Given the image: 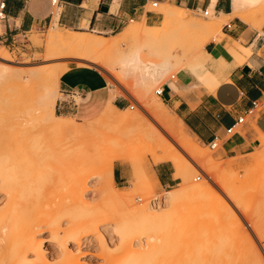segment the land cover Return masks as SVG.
I'll return each instance as SVG.
<instances>
[{
  "label": "rangeland",
  "instance_id": "obj_1",
  "mask_svg": "<svg viewBox=\"0 0 264 264\" xmlns=\"http://www.w3.org/2000/svg\"><path fill=\"white\" fill-rule=\"evenodd\" d=\"M167 4L169 3H164L163 6ZM255 9L257 10L258 7ZM145 10L151 11L160 17L159 24L154 26L157 29V34L131 38L123 43L122 49L126 50L127 54H131L138 50L142 58L141 61L144 59L143 62L149 60L162 61L163 59L156 57V55H159V57L169 55L171 63L173 64L171 70L163 76H158L154 83H150L145 78H143L145 80L142 83V75L140 79L139 72L131 71V73L127 72L126 77H121L124 81H127V87H123L120 82L110 78V74L97 66L90 65L92 66L90 67L80 65L79 63L83 62L73 57L48 52L45 49V42L48 34L51 32L50 27H45L43 29L34 28L30 32L24 34L26 35L25 38L21 36L14 47L7 48L0 43V168L6 169L10 165L11 155L15 154L17 155L16 165L18 168L23 167L25 169L39 170L41 175L47 178L51 177L52 179H56L59 177H57V175H60L65 180L64 182H69L87 165L93 170H91L92 172H101L99 176L95 174L87 177L85 182V187L87 189L83 194L84 200H88L87 202L91 205L85 213L88 214L89 211H91L92 214L94 210L96 214L95 217H93L94 214H88L87 216L95 220L96 217L100 218L103 212L106 217L113 216L114 221L117 223H132L134 221L132 215L133 207L146 206V208H148L151 201L158 202V200L160 201V205L158 206H161V198L159 195L167 191H175L181 186L180 180H176L175 184L167 189L157 188L156 184L153 182L154 173L152 168L154 166V160L163 156L162 153L166 149V144L153 133L152 129L156 124L148 113L146 105L148 98L153 96L157 97L155 95V90L169 81L171 76L176 77L180 70L186 71L188 66L193 65L196 60L203 59V48L200 43L205 37H201L199 42H196L193 32L177 24H172L168 28L163 29L162 4H158L156 8H152L150 3H148ZM55 11H57L56 8H53V12ZM188 16L195 22L201 24L206 23L209 21L208 18H210V16L204 17L202 12H189ZM227 19L220 20L221 30L223 25L228 21ZM130 25H132V23L126 21L120 24L117 29L107 33L91 32L90 30L82 29H68L59 25L58 27L62 30L86 32L94 37H101L107 41H115L118 40L119 33ZM258 31L260 33L264 31V23L261 24ZM206 62L207 60L204 62L205 65ZM63 67L67 69L77 67L78 69L91 70L96 68L95 71L99 72V74L105 78L109 89L115 90L117 97L123 98L130 103V106L128 108L126 107L124 110H127L128 113H132L138 123L108 127L105 129L102 141L94 146L83 148L81 153L78 150L81 156L78 155L76 156L77 158H75L74 153L69 155L70 152H67L69 148L64 146L66 144L62 146L55 143V140L61 138L62 135L50 129L48 130L44 121L40 118H26V116L21 114V104L19 103L22 96L32 94V92L37 90L35 85L32 84V80H30L31 77L45 75L49 70ZM113 73L121 76L119 69L113 70ZM136 77H138V79H136ZM139 79L140 82H138ZM135 92L137 93L135 94ZM59 100H68V97L61 94L58 88L55 105V112L58 115H60L57 109ZM167 110L171 117L173 113L168 107ZM245 122L254 126V122L251 121L250 118L245 119ZM240 128L241 127H238L236 129L235 134L240 132ZM160 131L166 135L163 130ZM183 132L187 134V137L191 139L194 145L209 152L214 165H219L221 161L229 160L237 163L233 171L231 173L228 172L227 174L229 175H225L223 178L227 179H225L226 182H224H228V186H231L232 189H230L233 196L236 197L237 202L234 203L230 201V196H232V194L230 195L231 192L229 193L228 191L219 189L214 184L212 194L216 196L218 193L227 204H230L231 208H229H233L232 210L234 213L237 212L235 214H238L237 217H239V219H237L238 221L240 220L241 223L235 222V224L233 222L234 220L231 221V219L229 220L230 222L228 221L227 225V219L229 218L225 219V212L221 211L223 214L220 212L222 205L220 203H215V199L211 195L209 197L210 201L212 200L213 206L217 204V207H213L209 199L208 201L200 200L190 204L188 209L181 214L166 218L163 223L160 224L161 228L158 226L157 232L159 236L161 235V241L159 240L154 248H150L145 244L146 239L142 238V240H138L140 244L135 241L134 245L127 249L126 254L129 255L140 252L153 254V256H156L154 260H158L159 264H264V220L259 219V211L264 210V152L257 154V151H261L260 147L263 146V140L260 134L258 133L257 139L259 141V146H261H257V150H255L257 147H255L250 154L236 156L231 159L217 155L221 142H217L216 148L210 150L208 145L194 138L185 128H183ZM228 138L229 136H227L225 140ZM175 146L183 155L184 159L189 161L195 168V170H192V182H201L205 177L204 171L199 168L180 147L177 145ZM65 151L68 155L63 154ZM116 157H122L126 162L123 167L127 183L122 185L114 183V187L121 191H125L128 196L130 195L129 197L132 199V205L128 207L125 202L126 205L121 203L122 201L117 200L115 196L111 198H102L101 192L98 190L99 187L102 186V183H104L106 189H110L107 168L110 162ZM115 163L118 162L115 161L114 164ZM168 165L174 173V167L171 163H168ZM89 172L90 169L87 173L88 175ZM198 177L199 180H196ZM62 178L58 179L62 180ZM122 186L126 187L118 188ZM46 188L47 187H41L36 194L33 191L35 194L34 198H36L35 201L38 203V205L36 204L37 209L35 208L34 214H38L36 215L38 217L41 215V218L39 217L41 220H43V217L46 219L45 216H51L50 213L52 214L51 217H54V215L56 216V208L58 207L55 206L54 200L58 199L59 196L58 198L56 196L61 193V191L56 193V190H58L56 188L52 190ZM61 196L62 194H60V198ZM148 197H150V199L147 200ZM157 197L160 199H157ZM5 199V192L0 189V208L4 206L6 202ZM58 201L60 202V199H58L57 202ZM219 206H221V208ZM169 208L170 206H166L162 210H168ZM115 213L119 216H116ZM103 218L101 217V219ZM63 219H61V223L63 224H61V226L66 227L67 219ZM97 223H99V221H97ZM237 223L241 225L242 229L245 227L244 231L240 229V226L238 227ZM113 224L115 226L113 222L111 225L99 226V230L102 231L105 239L109 242L110 246L108 250L112 252V255L121 257L123 252H120L118 249L120 240L114 231ZM225 224L227 227H225ZM248 224L252 226L248 227ZM229 225H233L231 227L234 228H230V230L228 228ZM237 227L240 230L237 229ZM41 228L40 233L36 236L37 239L42 242L43 254H41L47 259L46 261L49 264H59L61 256H63L62 242L55 241L50 236L49 230L43 228V226ZM232 229L235 230L232 231ZM235 236L237 237L235 238ZM247 236L249 237L248 239L246 238ZM251 238L252 241L250 240ZM243 239L245 240L243 241ZM250 243L252 244L250 245ZM66 249L69 251L71 250L70 252H72L73 255H78V264H104L101 259L103 249L97 237H81L79 244L68 239L66 242ZM245 249L247 251H244ZM228 254L230 256H228ZM242 257L245 258L243 259ZM29 258L33 260L29 264H40L38 260H34L33 255H30ZM224 259H227L228 263H226L227 261Z\"/></svg>",
  "mask_w": 264,
  "mask_h": 264
},
{
  "label": "bare ground",
  "instance_id": "obj_2",
  "mask_svg": "<svg viewBox=\"0 0 264 264\" xmlns=\"http://www.w3.org/2000/svg\"><path fill=\"white\" fill-rule=\"evenodd\" d=\"M233 4V13L230 16L226 17L221 14L219 17H215L213 11L210 9V18H208L209 21L201 24L195 22L188 16V13L191 12L190 10L178 8L172 4L163 6L162 3L163 29L168 28L172 24L188 28L195 34L196 42H199L201 37H205L200 43L202 48L209 41L214 40L215 42H219L225 37L220 29L221 19L237 17L258 31L261 24L264 23V0H233ZM256 7H258L257 10L255 9ZM113 8H115V6ZM130 22L132 25L119 33V38L115 41H107L101 37H94L86 32H71L70 30H62L56 23H54L50 27L51 32L47 36L45 49L51 53L73 57L83 62L79 63L80 65L97 66L101 68V70L110 74V78L120 82L123 87H127V81H124L121 77H126L127 72L131 73V71L139 72L140 79L142 75V79L145 78L150 83H154L156 82L158 76L167 74L171 70L173 64L171 63L169 55L162 57L156 55V57L162 58V61L149 60L143 62L144 59L141 61L142 58L140 57L138 50L131 54H127V51L122 49L124 42L131 38L157 34L156 27L147 26L144 20L141 23H137L135 21ZM226 49L227 52L239 62L243 59V56H248L250 53L248 49H245L239 43L233 41L231 46H228ZM202 58V60L198 59L193 65L188 66L187 70L191 72L192 75L195 76L196 80H198L205 88L213 90L219 85V80L213 73L206 70L204 62L207 60V55L204 51H202ZM117 69H119L121 76L113 73V70ZM67 70L68 69L65 67L58 69L55 68L49 70V72L45 75H36L31 77L30 80H32V84L35 85L37 90L32 92V94L22 96L19 103L21 104V114L26 116V118H40L44 121L48 130L50 129L62 135L61 138L55 140V143L62 146L66 144L64 146L69 148L67 151L70 152L69 155L74 153L75 158H77L76 156H81L78 150L81 153L83 148L90 147L92 145L94 146L102 141L105 129L108 127L138 123L132 113H128V111L124 109H118L113 105V101L117 97L116 92L113 89L110 90L107 106L93 120L78 122L72 117L56 114L55 105L58 81L60 76ZM181 71L182 70L179 71V74H181ZM138 77H136V79H138ZM140 79L138 82H140ZM142 79L141 81L143 83L145 79ZM136 93L137 92H135V94ZM76 102H78V99H76ZM146 108L156 124V126L152 129L153 133L158 139H161L166 144V149L162 153L163 156L154 160V165L160 163H171L175 169L172 177L175 180L181 181L179 189L172 192L167 191L162 195H159L161 199L158 197L157 199L161 200V206H158L160 205V201L158 200V202L151 201L148 208H146V206L133 207L132 215L135 222L133 221L132 223L127 224L125 222H123L125 224L117 223L114 221L113 216L106 217L105 213L102 212L101 217L103 218L104 216L103 219H101V217H96V220L100 223L99 224L95 219L87 216L88 214H94L93 217H95L96 214L94 213V210L92 214L91 211H89L88 214L85 213L91 205L87 202L88 200H84L83 194L87 189L85 187L87 177L95 174L99 176L101 175V172H92L93 170L87 165L85 166L86 168L84 167V169L79 172V174H75L76 176L69 182H64L65 180L60 175H57V177L59 176L58 178H62V180L58 178L52 179L51 177L50 179L41 175L39 170L25 169L23 167L18 168L16 165L17 155L12 154L10 165L6 169L0 168V189L5 192L6 198L4 206L0 208V264H29L33 261L29 258L30 255H33L34 260H38L40 264H49L46 261L47 259H45L42 255V242L36 237L37 234L40 233L42 226L43 228L49 230L50 236L55 241L62 242L63 256H61L59 264H78V255L75 256L72 252H70L71 250L69 251L66 249V242L68 239H71L79 244L81 237L98 238L100 246L103 249L101 259L104 264H159L158 260H154L156 256H153V254L140 252L127 255V249L134 245L135 241L139 243L138 240H142V238L146 239L145 244H147L150 248H154L156 243L161 238V235L159 236L157 232L158 226H160L166 218L181 214L188 209L190 204L194 202L200 200L208 201V199L210 201L209 197L211 195L214 197L215 203H220L222 205V208L219 206L222 209H220V212H225V219L229 218L227 219V225L228 221L231 219V221L234 220V223L240 222V220L238 221V214H235L237 212L234 213L232 210L233 208L230 209V204H227L223 198L218 195V193L216 196L215 194H212L213 184L219 189L228 191L229 193L231 192L230 195L232 194L231 186H228V182L225 183L226 178H223L225 175H229L227 174L228 172L231 173L233 171L237 163L229 160L221 161V163L218 161L220 164L214 165L209 152L202 150L197 145L193 144L191 139L187 137V134L183 132V128L185 127L182 121L175 114H171L172 118L170 117L167 107L159 97L153 96L148 98ZM160 130H163L166 135L161 133ZM260 137L263 140L264 146V135L261 134ZM175 145L180 147L181 150L204 171L205 177L201 182H192V170H195V168L189 163V161L184 159L183 155L179 152ZM263 146L260 147L261 151H257V154L264 152ZM257 149L258 147L255 150ZM67 152L65 151L63 154L66 155ZM115 161L121 165L126 164L122 157H116L113 161H111L107 168V177L110 183V189H106V186L102 183V186L99 187L98 190H100L102 198H111L115 196L117 200L122 201L121 203L125 202L128 207L132 205V199L129 197L130 195L128 196L125 191H121L120 189L114 187L113 167ZM89 169L90 172L88 175L87 173ZM153 182L156 184L154 181V175ZM41 187H47L46 189L48 190L56 188L58 189L56 190L57 192L55 190L54 191L56 193L61 191L60 194H62L61 198L60 194L56 196L57 198L59 196L58 199H60V202H57L58 199L54 200L56 202H54L55 206L58 207L56 208V216L54 215V217H51L52 214L50 213L51 216H45L46 219L43 217V220L40 219L41 215H39V218L36 216L38 214H34L36 204L38 205L34 196ZM230 198V201H233L234 203L237 202V199L233 196V194ZM148 199H150V197H148L147 200ZM210 202L212 204V200ZM216 205L217 204L213 206L212 204L213 207H217ZM166 206H170V208L168 210H162ZM221 213L223 214V212ZM117 215L118 214H116V216ZM63 218L67 219L66 227L61 226V219ZM259 219L264 220V210L259 211ZM112 222L115 223V226L113 224L114 231L120 240L118 249L120 252H123L121 257L112 255V252L108 250L110 246L109 242L105 239L102 231L99 230V226H107L108 224L111 225ZM237 224L238 227L240 226V229L244 231L245 227L242 229L241 225L239 223ZM227 225L225 227H227ZM229 226V229L234 228L231 227L233 225ZM251 226V224H248V227ZM238 227L237 229H239ZM233 230L235 229H232V231ZM248 236L246 237L247 239L249 238ZM236 237L237 236H235V238ZM244 240L245 239H243V241ZM250 240L252 241V238ZM251 244L252 243H250V245ZM244 251L247 250L245 249ZM228 256L230 255L228 254ZM228 256L225 257L229 258ZM225 261L228 263L227 259Z\"/></svg>",
  "mask_w": 264,
  "mask_h": 264
},
{
  "label": "crops",
  "instance_id": "obj_3",
  "mask_svg": "<svg viewBox=\"0 0 264 264\" xmlns=\"http://www.w3.org/2000/svg\"><path fill=\"white\" fill-rule=\"evenodd\" d=\"M150 1L61 0L60 9L53 12L50 0H6V22L2 26L0 43L7 48L14 47L24 33L34 28L51 27L54 23L68 29L103 33L112 32L126 21L144 20L149 27L157 26L160 17L145 10ZM155 1L191 12L212 10L215 17L230 16L234 6L233 0ZM227 20L221 30L225 37L219 42H207L202 49L207 55L205 68L218 78L219 85L208 90L191 72L181 71L161 86L160 99L194 138L205 145L213 140L221 142L217 155L233 158L250 154L259 146L258 133L264 135V106L253 117L247 114L253 101H264V31L260 33L237 17ZM232 41L250 52L240 62L227 52ZM58 88L68 97V100L58 101L59 114L78 122L96 118L109 101V86L95 69L69 68L60 76ZM113 105L123 110L130 103L116 97ZM238 118H250L254 126L245 122L239 133L225 140L226 130ZM123 166L115 163L113 167V180L117 185L127 183ZM152 169L157 188L167 189L175 184L168 163L154 165Z\"/></svg>",
  "mask_w": 264,
  "mask_h": 264
},
{
  "label": "built area",
  "instance_id": "obj_4",
  "mask_svg": "<svg viewBox=\"0 0 264 264\" xmlns=\"http://www.w3.org/2000/svg\"><path fill=\"white\" fill-rule=\"evenodd\" d=\"M149 3H150L152 8H156L158 6V4H159L155 0H151ZM50 4H51L52 8H54V9L56 8V10H58L61 7V0H50ZM5 8H6V0H0V36H2V31H1L2 30V26L6 22ZM147 12H151V11H147ZM202 14H203L204 17H207V16H209V11L205 9L202 12ZM52 15H54V13ZM225 27L229 28L230 26L229 25H225ZM24 34H26V33H24ZM24 34H23V37L25 38L26 35H24ZM174 78H175V76H171L170 80H172ZM155 95L160 98L163 95V88L160 87L159 89L155 90ZM262 106H264L263 102H259L258 100L253 101L251 108L247 111V114L250 117L255 116L257 114V112L261 109ZM244 123H245V119L244 118H238L236 120V122L234 123V125L226 130L227 136L234 135L236 133L235 132L236 129L238 127H241ZM216 145H217V140H213V141H211L208 144V147L210 148V150H212V149L216 148ZM196 180H199V177Z\"/></svg>",
  "mask_w": 264,
  "mask_h": 264
}]
</instances>
